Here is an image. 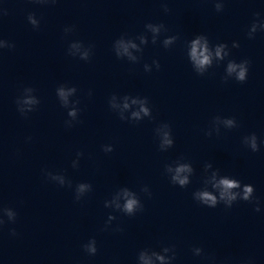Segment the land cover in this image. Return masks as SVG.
<instances>
[{"label":"clouds","instance_id":"9594fccd","mask_svg":"<svg viewBox=\"0 0 264 264\" xmlns=\"http://www.w3.org/2000/svg\"><path fill=\"white\" fill-rule=\"evenodd\" d=\"M223 5L217 4L216 5V9L217 11L222 10ZM29 19L31 21V23L35 24L36 21L33 20L31 18V16H29ZM252 31H255V26H253ZM198 48H201L202 50L198 51ZM223 45L220 48H217L216 50V56L220 57L221 56V51H222ZM207 53V47L203 46L200 44V41L197 40L193 43L192 46V51H191V56L192 59L196 62V64L200 67H203L207 64L210 63V56ZM245 65H248V61H245L243 64L237 65L235 63H230L228 66V71L234 72L237 70V68H239V71L237 72V80L240 82H243L246 80L247 78V72H248V67H246ZM62 96L64 95V93L61 91L60 93ZM26 103H31V100L25 101ZM142 111L145 112V114H147V109H142ZM138 115V114H135ZM229 124H231V121L228 122ZM166 143H171L170 141H166ZM251 147L253 149V151H257V143H256V137L253 136L251 138ZM184 171H190V169L187 168V166H181L178 167L176 169V175L173 177V180L175 182H178L181 186H184L188 183V178L187 177H182L180 175V173L184 172ZM219 187L222 188V191L220 193V198L221 199H225L229 205V207H231V203L232 201H235L237 199V193L232 192V189H237L241 187V184L234 179H221L218 183ZM83 185H81V190L83 189ZM198 198L203 202V204L208 205L209 207H215L217 204V198L216 196L210 194L208 191H203L197 194ZM253 197V186L250 184H245L243 186V194L241 196V199L243 201H250ZM137 205V201L135 199H129L127 200L124 209L126 212L128 213H132L135 209ZM256 211H259V207H257L255 209ZM4 214L7 216L9 221H15L16 218V213L9 208H5L3 209ZM4 224V220L2 218H0V225ZM13 235H15V232L13 231ZM87 251L95 254L97 249L95 246V241L93 240L92 243L90 245L87 246ZM163 251L165 253L169 252L170 249L165 247L163 248ZM194 252L196 255H200L201 254V249L196 248L194 249ZM152 256L155 257L156 260H159L161 262V264H170L171 260L174 258V256L168 257L166 258L163 255H160L158 252L153 251L152 252ZM141 261H143V264H152L151 258L148 257L145 253H142L140 256Z\"/></svg>","mask_w":264,"mask_h":264}]
</instances>
